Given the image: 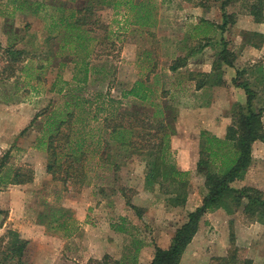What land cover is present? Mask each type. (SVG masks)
Listing matches in <instances>:
<instances>
[{
	"label": "rangeland",
	"instance_id": "rangeland-1",
	"mask_svg": "<svg viewBox=\"0 0 264 264\" xmlns=\"http://www.w3.org/2000/svg\"><path fill=\"white\" fill-rule=\"evenodd\" d=\"M112 1L0 0V239L9 230L17 232L27 243L24 260L30 264H94L104 255L125 264H149L154 247L172 240L206 194L203 176L193 171L187 186L191 202L170 206L162 190L145 181L150 153L135 149L138 141L123 147L110 141L104 117L115 119L127 110L152 119L155 111L174 133L183 113L176 107L196 83L203 88L195 92L191 108L210 103L201 118L204 132L224 131L225 136L234 105L246 111L244 92L231 84L238 70L240 81L255 93L251 110L264 109V0H232L223 11L225 0H133L152 9L143 27L122 5L114 9ZM250 3L257 6L260 21L249 13ZM88 7L93 10L76 13ZM223 21L227 24L220 29ZM223 49L232 67L223 63ZM136 82L148 90L145 101L129 95ZM122 89L126 94L120 99ZM68 111L72 124L62 130L71 126L89 151L83 165L92 170L81 184L55 180L46 171L47 137ZM261 124L264 128V113ZM188 143L192 148L193 139ZM226 146L229 162L235 150ZM18 168L28 180L23 185L12 184ZM88 177L92 187L86 186ZM232 187L258 189L264 199V143L252 144L250 165ZM126 202L142 210L141 218ZM214 211L199 222L203 233L195 240L196 264L236 250V264L242 259L264 264V221L246 218L242 207L232 214L222 210L216 219ZM80 230L102 237L90 256L84 237L80 244L73 240ZM8 241H0L3 264H12L3 262ZM190 259L186 255L180 264Z\"/></svg>",
	"mask_w": 264,
	"mask_h": 264
},
{
	"label": "trees",
	"instance_id": "trees-1",
	"mask_svg": "<svg viewBox=\"0 0 264 264\" xmlns=\"http://www.w3.org/2000/svg\"><path fill=\"white\" fill-rule=\"evenodd\" d=\"M73 2L74 0H65ZM232 0H225L221 3L220 9L223 11L225 6ZM111 5V4H110ZM133 13L134 24L147 26L152 19V13L145 2L134 3L133 0H114L112 6H119ZM91 7L77 10L81 14L83 11H91ZM253 3L249 5V13L257 20L259 11ZM224 18V13L222 15ZM224 20V19H223ZM227 22L223 21L220 29L226 26ZM223 63L232 67L233 59L227 55L225 49L220 53ZM13 63V62H12ZM171 67V70H175ZM12 73V77H13ZM242 71H236L235 76L231 79L234 88L241 89L246 96V111L242 110L241 104H236L231 111V124L226 128L223 139L202 133L200 140L199 159L196 164V173L204 178V187L206 194L202 198L200 206L188 213L187 221L181 225L174 233L171 243L167 249L154 247V255L149 264H180V259L186 247L191 242L198 231L201 218L209 211L222 209L227 214H232L236 209L242 207V214L250 219L257 220L259 223L264 221V199L262 192L252 187H243L234 189L232 184L242 178L244 172L251 162V146L254 142L264 143V128L261 124V116L264 109H259L256 113L251 110V102L255 93L248 87L246 82H241ZM198 84L197 86H199ZM143 83L137 82L129 91V95L142 101L148 99V90L143 91ZM146 88V87H145ZM152 106L157 107L154 103ZM72 111L66 114L67 119H61L54 130L47 137L46 153L48 162L46 171L51 174L52 178L58 181H67L72 179L77 183H83L85 172L83 168V159L89 153L84 147V139L74 138L71 126L68 131H63L64 125L72 124ZM130 119L127 124L124 119ZM157 119L154 111L152 119L146 115L138 113H117L116 118L104 121V130L108 134L110 141L118 142L120 147L136 146L141 152L150 153L152 157L150 169L145 175L147 184L153 183L158 185L163 194L167 196V202L172 207L184 205L187 198L188 173L179 172L175 169L174 164L170 161L167 154L168 140L170 133L167 124ZM63 141L62 145L60 142ZM226 144L234 148V158L229 160L227 153L224 152ZM221 160V165L217 167L215 161ZM63 173V176L61 175ZM24 173H20V168L14 171L12 178L13 185H23L28 182ZM124 190V189H121ZM123 192V191H122ZM242 201L244 205L241 206ZM126 205L132 209L138 218H141L142 210L126 202ZM8 239L7 252L3 251L4 261L12 264H30L24 260V252L27 243L19 237L15 231H7L6 237L0 239L1 242ZM138 251V248L135 249ZM238 258L237 250L229 256L212 259L210 264H236ZM135 260V259H133ZM242 264H251L249 260H243ZM89 261L88 264H91ZM0 264H3L0 262ZM93 264V263H92ZM94 264H125L123 261L112 260L108 255H104L100 261ZM132 264H138L137 262Z\"/></svg>",
	"mask_w": 264,
	"mask_h": 264
},
{
	"label": "crops",
	"instance_id": "crops-1",
	"mask_svg": "<svg viewBox=\"0 0 264 264\" xmlns=\"http://www.w3.org/2000/svg\"><path fill=\"white\" fill-rule=\"evenodd\" d=\"M88 38H86L87 40ZM85 40L81 43V46L83 49H85L86 45H85ZM89 42V39L87 41V43ZM85 45V46H84ZM137 83V82H136ZM134 86V85H133ZM221 86L216 85L215 88L219 89ZM122 88V86H121ZM190 88H192V90H190V95L188 94L187 96L182 95L181 97L184 96L185 98V102L183 103L184 106L181 107L183 104L180 105V107H176V108H180V112H183L182 115L178 116V121L176 119V127L174 128V133L169 136V140H168V149H167V154L168 157L170 158V161H172V163L174 164V167L177 171L179 172H185L188 173L189 175L192 174L193 171H196V164L198 162L199 159V152H200V140L202 139V133H205V129H203V127L201 126V124L205 123L204 120H202L201 118L203 117L202 115L206 116V109L208 107V105H210V103H208L207 105L203 106L200 109H196L195 108H191L194 105H191L189 103L193 102L194 99H196V95L195 92H198L200 90H202V86H196V83H194L193 85L190 84ZM132 89V88H131ZM131 89H127V90H131ZM179 89V88H178ZM123 91H125V89H122L120 92L122 93L120 95V99L122 98V96L125 98V92L123 94ZM178 92H182L181 90H179ZM133 99L137 100V101H142L140 99H136L132 96ZM243 98V97H242ZM145 101V100H144ZM204 101V100H203ZM239 102L241 103L242 100H239ZM175 108V110H176ZM186 108V109H184ZM187 108H189V111H186ZM191 115V117L189 116ZM161 117V115H160ZM112 120L113 118L111 117H104V119L102 120V122H104L105 120ZM217 119V118H215ZM101 119H98V121H100ZM157 120V119H156ZM164 124H167V119H160ZM231 123V120L229 121ZM217 124V123H216ZM208 131V129H207ZM212 135L210 134V136H214L216 138H224V131L222 132L221 135H219L218 132L216 131H211ZM190 139H193V144H192V148H189V143L188 141ZM90 170H92L91 167H87L85 166L83 168V171L86 173L85 176H87V174L90 172ZM94 170V168H93ZM90 178L88 177V181H86V186L87 187H92L91 183H90ZM158 186V185H157ZM191 198L189 197V195H187L186 201L184 203V205H187L191 202ZM202 200L200 201L201 204ZM184 205H182L181 207H183ZM200 206V205H199ZM198 207V206H197ZM192 211V210H191ZM223 211L221 209H217L214 212H212V217L213 218H218V216L222 213ZM203 229L199 228L197 233L195 234L194 238L192 239V241L188 244V246L186 247L184 253L182 254L181 260L185 259V256L187 255L188 257L190 256V263L189 264H196L195 260L193 259V256L195 255L194 252V248L196 247V245H198V243H195L196 239L199 236H202L201 232ZM76 237L75 241H77L79 239V244L81 242H83L82 237L85 238V243L88 246V250H87V254L90 256V249L91 247L94 245L93 243H97V242H102V237H98L97 234L95 233H90L87 232L86 234L83 233V230L77 231L76 234L73 236ZM72 237V238H73ZM98 238V239H97ZM97 241V242H96ZM171 243V240L168 241L166 243V245L164 246H156L159 247L161 249H167L169 247ZM155 244V243H154ZM85 245V244H84ZM85 245V246H86ZM148 245H146L144 247V249L142 250V254L148 249L147 248ZM192 251H191V250ZM55 252V249L52 251V253ZM57 252V251H56ZM57 254V253H56ZM141 258V257H140ZM89 259V257H88ZM85 260V262H87V260ZM150 260V259H149ZM139 261L141 262V259H139ZM51 264V261L50 263ZM86 264V263H85ZM204 264H210L209 262H205Z\"/></svg>",
	"mask_w": 264,
	"mask_h": 264
}]
</instances>
